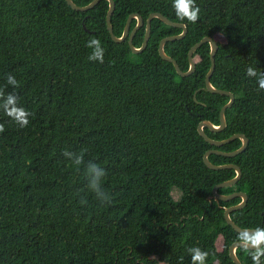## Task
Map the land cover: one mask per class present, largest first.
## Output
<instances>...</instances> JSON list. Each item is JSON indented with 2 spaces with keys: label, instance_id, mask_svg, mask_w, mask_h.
Instances as JSON below:
<instances>
[{
  "label": "trees",
  "instance_id": "1",
  "mask_svg": "<svg viewBox=\"0 0 264 264\" xmlns=\"http://www.w3.org/2000/svg\"><path fill=\"white\" fill-rule=\"evenodd\" d=\"M73 1L83 7L94 0ZM114 1L118 37L132 14L146 23L161 13L188 27L184 39L165 47L184 72L195 44L206 37L219 43L211 82L237 100L224 130H205L218 140L243 133L250 144L210 160L242 168L238 183L219 192H246L247 205L231 217L243 228H264V90L246 74L249 67L264 72V0H196L194 24L177 18L172 0ZM108 10L106 0L87 12L66 0H0V89L31 113L21 128L0 110V264H192L193 247L208 253L205 264H236L230 246L240 233L224 212L242 198L218 200L213 188L237 173L209 168L204 154L237 150L243 140L215 146L198 130L204 120L219 125L231 100L206 89L211 45L197 50L194 74L182 77L159 54L161 41L182 29L154 19L146 50L134 54L128 40H112ZM136 25L134 19L131 31ZM145 35L146 24L136 47ZM91 39L100 40L103 63L89 60ZM8 74L18 87L7 84ZM65 150L83 151L84 164L75 165ZM89 161L106 170L102 187L111 203L89 189ZM237 254L253 264L250 251L239 247Z\"/></svg>",
  "mask_w": 264,
  "mask_h": 264
},
{
  "label": "water",
  "instance_id": "2",
  "mask_svg": "<svg viewBox=\"0 0 264 264\" xmlns=\"http://www.w3.org/2000/svg\"><path fill=\"white\" fill-rule=\"evenodd\" d=\"M66 1H67L68 5L73 10H75L77 12H87V11L93 10L101 1H104V0H94L89 5L83 6V7L78 6L73 0H66ZM106 1L109 2V10L107 13V27H108V30H109V33L111 35L112 40L116 43H124L128 40L130 49L132 50V52L134 54H141L146 50L148 43L150 41V38H151L152 21L154 19H159L168 26L182 29L183 31L181 34L164 38L161 41L160 46H159V54H160L161 58L167 62L172 63L174 65L177 73L182 77H189V76L194 74V72L196 70V61L194 59V54L197 52V50L200 47H202L203 45H206V44L211 45L212 64H211L210 71L208 72V74L206 76V80H205L206 89L211 94L229 96L231 98V100L220 111V124L219 125L213 123L210 120H204V121L200 122V124L198 125V130H199V133L206 139V141H208L212 145L222 146V145H224V144H226V143H228V142H230L236 138H241L243 140V145H241V147L238 148L237 150H234L231 152L221 151L218 149H209L204 154V162L209 168L214 169V170H222V169H227V168H232V169L236 170L237 174L234 178L225 180V181L220 182L214 186L213 196L218 200H225V201H229L235 197H241L242 200L238 204L231 205V206L225 208V212H224L225 219L239 233H241V231L245 230V229H249V230L255 229V228H243L240 225H238L233 220V218L231 217L232 212L239 210V209H242L247 205L248 199H249L248 194L246 192H243V191H235V192L230 193V194H222L219 192L220 188L232 186V185H235L236 183H238V181L241 179L242 174H243L242 168L238 164H235V163L215 164L210 160V155L212 153L223 154L226 156H236L239 153L246 151L247 148L249 147V144H250V138L243 133H236V134L230 136L229 138L218 140V139H214V138L210 137L205 130L206 127L209 128L211 131H214V132H219V131L224 130L227 127L226 111L228 109H231L235 105L236 100H237V97L233 92L218 89L211 82V78H212L214 72H216V70H217V59L216 58H217V55L220 51L219 43L211 37H206L203 40H201L200 42H198L197 44H195L191 48L189 55H188L189 56L190 69L187 72H184V71H182V69L179 66V64L177 63V61L175 59H173L172 57H170L166 53L165 47H166L167 43L177 41V40H182L187 36L188 27L185 24L173 22L172 20H170L168 17L164 16L161 13H152L145 23L144 19L139 14H132L127 21L123 35L121 37H118L114 33V27L112 24V17L114 15V12L116 9V3L114 0H106ZM134 19L137 20V25L134 28V30L131 31V23ZM145 24H146V35H145L142 46L140 48H138L134 44V38L136 36L137 31L141 27H143ZM239 247H241V246L239 245L238 241H235L230 246V257L232 258V260L236 264H243V262L241 261V259L239 258L238 254H237V250Z\"/></svg>",
  "mask_w": 264,
  "mask_h": 264
},
{
  "label": "clouds",
  "instance_id": "3",
  "mask_svg": "<svg viewBox=\"0 0 264 264\" xmlns=\"http://www.w3.org/2000/svg\"><path fill=\"white\" fill-rule=\"evenodd\" d=\"M172 7L175 10L177 18L180 20H187L194 24L199 19L200 7L197 5L196 0H172ZM87 47L93 49L92 54L88 57L89 60L103 63L104 50L101 47L100 40L91 39L87 42ZM246 74L248 77H257L259 88L264 90V72L258 73L254 68L249 67L246 69ZM7 84L13 87L19 86V82L12 74H8ZM0 110L21 128L28 126L31 113L19 106L18 97L14 93L5 95L4 91L0 89ZM4 131L5 125L0 123V133ZM62 154L72 160L77 166L84 164L83 151L77 155L74 152L65 150ZM86 175L88 187L95 194L96 198L102 203H111L109 195L102 187V180L106 175V170L98 164L89 161L86 165ZM80 203L86 204L87 201L81 200ZM238 242L241 247L251 252L253 264H262L261 258L264 257V228L257 227L252 230H242L238 236ZM189 252L191 253L192 264H205L208 257L206 251H202L199 247H193L189 249Z\"/></svg>",
  "mask_w": 264,
  "mask_h": 264
},
{
  "label": "rangeland",
  "instance_id": "4",
  "mask_svg": "<svg viewBox=\"0 0 264 264\" xmlns=\"http://www.w3.org/2000/svg\"><path fill=\"white\" fill-rule=\"evenodd\" d=\"M221 40H223V42L226 41V40H225L224 38H222V37H221ZM172 195H173V197H174V199H175L176 201H179V200L181 199V197H182V191H181L177 186H174V187L172 188ZM222 243H223L222 239L219 238L217 244H218L220 247H222Z\"/></svg>",
  "mask_w": 264,
  "mask_h": 264
}]
</instances>
